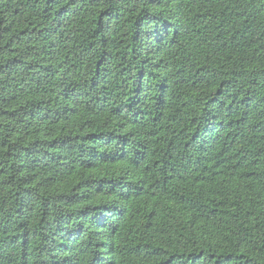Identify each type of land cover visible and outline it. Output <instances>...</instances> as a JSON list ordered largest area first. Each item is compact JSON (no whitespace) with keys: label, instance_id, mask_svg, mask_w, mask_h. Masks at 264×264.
<instances>
[{"label":"trees","instance_id":"trees-1","mask_svg":"<svg viewBox=\"0 0 264 264\" xmlns=\"http://www.w3.org/2000/svg\"><path fill=\"white\" fill-rule=\"evenodd\" d=\"M0 264H264V0H0Z\"/></svg>","mask_w":264,"mask_h":264}]
</instances>
